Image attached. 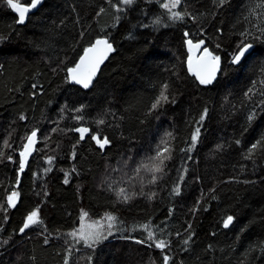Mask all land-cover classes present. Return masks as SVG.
Returning <instances> with one entry per match:
<instances>
[{"label":"trees","instance_id":"1","mask_svg":"<svg viewBox=\"0 0 264 264\" xmlns=\"http://www.w3.org/2000/svg\"><path fill=\"white\" fill-rule=\"evenodd\" d=\"M174 2L44 0L21 26L0 0V264H264V141L251 147L264 135V0ZM99 38L115 52L83 91L68 70ZM187 39L222 59L212 86L189 75ZM242 42L253 51L235 67ZM36 210L42 224L21 232ZM110 216L117 234L74 241Z\"/></svg>","mask_w":264,"mask_h":264},{"label":"snow or ice","instance_id":"2","mask_svg":"<svg viewBox=\"0 0 264 264\" xmlns=\"http://www.w3.org/2000/svg\"><path fill=\"white\" fill-rule=\"evenodd\" d=\"M40 2V0H29V5L28 6H21L19 3L14 2V0H7V3L9 6L15 10L19 14V20L18 22L23 23L25 19V15L28 11H30L31 8H35L37 4ZM111 2V0H110ZM120 2L124 4H129L131 3V0H120ZM180 0H175V2L171 5V7H176L179 4ZM220 4L223 5V3L226 2V0H219ZM165 8H169V5L167 3L162 5ZM119 10V9H117ZM173 18L177 19H182L179 13H172ZM156 23H159V20L155 21ZM203 42H199L195 45H193L192 41L189 40L188 44L191 48H199L200 45ZM253 45L251 43H243L241 45L237 46V51L232 54L230 58V63L232 64H239L241 59L245 56V53L249 52V49H251ZM114 49L112 48V45L108 43L106 39L101 40L97 39L95 41V44L88 49L85 50V54L83 57H81L79 64L76 65V67L69 69V73L71 75V79L75 81L78 84H82L83 87L88 88L89 85L92 82L93 77L96 75V72L99 68V65L103 62V60L106 58L107 54ZM91 54V55H90ZM204 57L208 58V62L202 66H200V70H197L194 72L195 75L200 80L201 84H210L212 81L216 78V73L219 70V64H220V57L219 56H214L211 52H209L207 49H204ZM203 59V57H202ZM189 65L191 67V59L189 60ZM165 89L167 88V85H164ZM167 96H165L163 93L161 94L160 99L157 100V103L153 105V108H155L159 103L160 100H167ZM207 115V110H205L204 114L201 116V121L204 119V117ZM253 115L249 116V120L253 118ZM99 123H103V120L99 121ZM81 133L86 132L87 129H77ZM200 134V129L197 128L195 130V133L192 136V147H195V143L199 137ZM36 136V132L33 131L31 137L28 138V143L31 145L33 143V138ZM83 138V136H81ZM94 139H96V142L100 145L101 148L104 147L105 144L108 143L107 138H104L103 141L100 140L98 136H94ZM261 141H264V135H262L261 140H258L256 143L252 144V149H256L257 147L260 146ZM28 146H25V152H22L21 155L24 156L25 153L28 151ZM191 150V149H189ZM164 151H167L165 148ZM251 151V150H250ZM160 155L158 154L156 159H160ZM162 162V161H161ZM23 163H21L20 168L21 171L23 170ZM152 171H160L159 167H156L154 169H150ZM67 182V181H65ZM176 194H179V188L174 189ZM124 190L121 189V195H123ZM17 194L15 192L12 193L11 196L8 197V202L14 207L15 203L13 200V197H15ZM124 199L127 200L128 197L124 195ZM108 219L114 220V217H108ZM233 218L231 216H228L226 221L224 222V227H228L229 224L232 223ZM37 223H41L42 221L39 220L38 218V210L33 211L30 215L27 216V222L24 224L23 228L21 229V232L24 231V229L28 228L30 225H34ZM98 223V222H97ZM109 229H111L112 224L109 223L108 225ZM189 227H191L189 225ZM147 228V226H145ZM80 239H83L86 243V246L91 247L93 243L98 242V240L103 237L106 238L102 233H85L84 228L82 227L80 230ZM108 234H111L110 232ZM71 235L76 236V233L73 232ZM148 238L152 239V234H148ZM138 243L140 241H137ZM189 241L185 240L184 243L187 244ZM151 246V245H150ZM166 243L163 240H160L158 243L155 244V247L163 250L166 247ZM164 262L167 264V261L169 260L168 256H164Z\"/></svg>","mask_w":264,"mask_h":264},{"label":"water","instance_id":"3","mask_svg":"<svg viewBox=\"0 0 264 264\" xmlns=\"http://www.w3.org/2000/svg\"><path fill=\"white\" fill-rule=\"evenodd\" d=\"M43 2H44V0H40V2L37 4V6H36L35 8H31L30 11H28V12L26 13V15H25V19H24L23 23L18 22V24L21 25V26H22V25H25V24L27 23L29 17L32 16L33 14H35V13L39 10V8L43 5ZM17 3H18V2H17ZM19 4H20L21 6H28V5H26V4H21V3H19ZM11 10H12L13 14H14V15L18 18V20H19V14H18L15 10H13L12 8H11ZM99 39H101V40L106 39V40L108 41V43H110L109 40H108L107 38H99ZM189 40H191V39H187L186 42H185L186 50H187V53H188V58H187V62H186V68H187V71H188L189 75H191V76L196 80V82H197L199 85H202V86H212L213 84H215V82L218 80V78H219V76H220V73H221V70H222V66H223L222 59L220 58L219 70L217 71V73H216V78L212 81V83H210V84H201L199 78L197 77V75L194 74V72L197 71V70H200V66H202V65H204V64H206V63L208 62V58L203 56V54H204V49H203V48H201V47H199V48H194V47H193V48L190 49V46H189V44H188V41H189ZM191 41H192V40H191ZM192 43H193V41H192ZM94 44H95V42H94L91 46H93ZM110 44L112 45V48H113L114 50L111 51V52H109V53L107 54L106 58L103 60V62L99 65V68H98V70H97V72H96V75L93 77L92 82H91V84L89 85V87H88V88H85V87H83L82 84H78V83H76L75 81H73V80L71 79V75H70V73H68V80H69V83H70L72 86L78 87V88L82 89L83 91H89V90L92 89V87L94 86V83L96 82V80H97V78H98V76H99V74H100V72H101V69H102L103 66L108 62V60L110 59V57L112 56V54L115 52V47H114V45H113L112 43H110ZM193 45H195V43H193ZM91 46H89V47H91ZM89 47H88V48H89ZM88 48H86V49H88ZM86 49H85V50H86ZM208 51H209V50H208ZM252 51H253V47H252L251 49H249V52H248V53H245V56L241 59V61H240L239 64H232V63H231V65H233V66H235V67L240 66V65L242 64V62L245 60V58H246L248 55H250V54L252 53ZM209 52H211V51H209ZM211 53H212V52H211ZM84 54H85V51L83 52V54L81 55V57H83ZM212 54H213V53H212ZM90 55H91V54H90ZM213 55H214V54H213ZM214 56H215V55H214ZM81 57L79 58V60H78V62L76 63V65L79 64ZM202 57H203V59H202ZM190 59H191V67H190V65H189V60H190ZM76 65H75V67H76ZM35 132H36V136L33 138V143H32L31 145H29V143H28V138L31 137V135H32V133H31V134L28 136V138H27V140H26V143H25L23 149L19 152V162H20L19 167H20L21 163H23V165H24L22 171H21V168L19 169V174H23V173L28 169L29 164L31 163L33 157H35V155H36L37 148H38V145H39V133H38V131H35ZM75 132H76V134L79 136V138H80L81 141H85L86 138L89 137L90 134H91V132H90L89 129H87V131H86V132H83V133H81V132L78 131V130H76ZM81 136H83V138H81ZM93 140H94V142L96 143L97 147L100 148V149H102V150H105V149L108 147V143H107V144L104 145L103 148H101L100 145L96 142V139L93 138ZM25 146H28V149H29V150L25 153L24 156H22L21 153H22V152H25ZM232 222H233V220H232ZM231 225H232V223L229 224V226L226 227V228L231 227Z\"/></svg>","mask_w":264,"mask_h":264},{"label":"rangeland","instance_id":"4","mask_svg":"<svg viewBox=\"0 0 264 264\" xmlns=\"http://www.w3.org/2000/svg\"><path fill=\"white\" fill-rule=\"evenodd\" d=\"M124 4V3H123ZM98 222V223H97ZM109 223L112 224L111 229H109L108 225ZM118 225L115 224L114 220H109L108 218L103 219V220H99L96 222H83L80 229L83 227L85 233H102L104 236H106V238L101 237L98 242L93 243L91 247L86 246V243L83 239H80V229L78 230V232L76 233V236H73L74 241H77L78 243L83 244L84 246L87 247V249H93L95 247L96 244L108 239L110 236L117 234V231L119 230V227H117ZM111 234H108V233ZM155 246V245H154Z\"/></svg>","mask_w":264,"mask_h":264}]
</instances>
